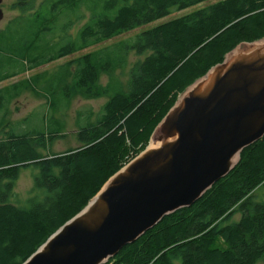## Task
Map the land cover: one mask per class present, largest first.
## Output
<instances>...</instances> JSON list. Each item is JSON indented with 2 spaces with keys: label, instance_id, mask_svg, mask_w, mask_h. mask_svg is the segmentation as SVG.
I'll return each mask as SVG.
<instances>
[{
  "label": "trees",
  "instance_id": "16d2710c",
  "mask_svg": "<svg viewBox=\"0 0 264 264\" xmlns=\"http://www.w3.org/2000/svg\"><path fill=\"white\" fill-rule=\"evenodd\" d=\"M205 1L210 0H99L74 34L71 27L81 16L78 0H50L37 10L31 0L21 6L28 16L0 33V82ZM263 38L264 0H219L137 35L126 49L147 56L132 69L128 91L99 83L100 74L121 60L115 53L100 50L67 63L63 74L76 66L71 83L59 92L65 106L76 94L109 100L96 122L87 118L80 128L82 146L60 155L41 153L51 139L42 128L0 131V264L25 262L140 154L189 86L241 43ZM61 79L59 73L49 85L50 95ZM26 89L22 82L1 88L0 110ZM30 166L39 169V194L29 206H19L12 203L14 185L21 169ZM261 186L264 137L246 147L235 168L194 205L166 216L109 262L256 264L264 259V202L254 196ZM235 212L241 217L232 221Z\"/></svg>",
  "mask_w": 264,
  "mask_h": 264
},
{
  "label": "water",
  "instance_id": "95a60500",
  "mask_svg": "<svg viewBox=\"0 0 264 264\" xmlns=\"http://www.w3.org/2000/svg\"><path fill=\"white\" fill-rule=\"evenodd\" d=\"M261 40L241 43L189 86L150 138L160 146L149 144L110 177L22 264H107L225 178L241 152L264 137V57L227 58ZM211 72L212 83L200 88Z\"/></svg>",
  "mask_w": 264,
  "mask_h": 264
},
{
  "label": "rangeland",
  "instance_id": "374dc122",
  "mask_svg": "<svg viewBox=\"0 0 264 264\" xmlns=\"http://www.w3.org/2000/svg\"><path fill=\"white\" fill-rule=\"evenodd\" d=\"M29 1L31 2V0H27V2ZM49 1L50 0H32V3L34 9L37 10L40 7L42 8V6L47 7ZM217 1L219 0L205 1L186 10L174 12L148 25L121 33L101 44L60 58L49 64L26 70L25 72L0 82V89L18 82L25 83L28 88L22 91L18 97L11 99L4 110H0V131L6 127H10V130L19 133L31 131L36 127L42 128L45 130L46 136H48L49 139L51 138L48 142V147L44 150L40 149L41 153L45 155H60L69 150L81 147L82 143L78 138L80 128L86 125L87 118L92 123L97 121L98 115L103 106L108 102L109 97L101 96L98 98H87L80 94H76L65 106V100L59 96V92L66 84L71 83L70 75L76 63L73 66H69L67 72L65 71L63 74V69L66 64L83 55L98 52L100 50L103 51V53H115L120 56L121 60L119 62L113 61L114 64L111 66V72H102L100 74L99 83L102 87L110 85L112 88L121 87L122 90L128 91L132 69L136 64L143 61L147 55L137 53L135 50L131 49L130 46L126 49V46L128 47V45L133 44L137 35L145 30L178 18L194 10L209 6ZM2 2L4 17L0 22V33L9 27L13 20L17 18L20 19L21 17L25 18L29 14L27 11L21 9V6L26 5L27 2H25V4H23L22 1L20 2V0H3ZM97 2H99V0H78V8L81 16L80 19L75 18L76 14L72 16L75 18L71 27L72 33H77L78 30L89 21L91 17L89 6ZM59 73L62 74L63 79L58 83L57 91L53 96L48 93L50 88L49 85L55 80ZM80 114L84 116L80 117ZM51 128L55 131V134L49 133L48 129ZM149 144L150 142L142 148L141 152H143ZM38 173L39 169L36 166L21 169L19 177L14 185L12 203L19 206L30 205L29 200L39 194L35 189V178ZM254 196L256 201L264 202V186L259 187L254 192ZM240 217L241 214L235 212L231 220L237 221ZM107 264H112V261ZM256 264H264V259H261Z\"/></svg>",
  "mask_w": 264,
  "mask_h": 264
},
{
  "label": "bare ground",
  "instance_id": "6f19581e",
  "mask_svg": "<svg viewBox=\"0 0 264 264\" xmlns=\"http://www.w3.org/2000/svg\"><path fill=\"white\" fill-rule=\"evenodd\" d=\"M248 53H251L253 55V57L260 56V55H262L264 57V40L253 43V44H251L245 48H243V47L238 48L234 52V54H233L234 56L231 55V56H229V58H227V62L230 63L233 61V59L235 57H240V56L246 55ZM214 73L216 74V72H214ZM259 74L264 77V71L259 72ZM213 75H214L213 72H211L210 75L206 78V80L203 83H201L200 88H203L204 86H206L208 84V82L212 83V81L215 77ZM158 146H160V143H157L154 141H152L149 145V147H151V148L158 147Z\"/></svg>",
  "mask_w": 264,
  "mask_h": 264
},
{
  "label": "flooded vegetation",
  "instance_id": "af4514ba",
  "mask_svg": "<svg viewBox=\"0 0 264 264\" xmlns=\"http://www.w3.org/2000/svg\"><path fill=\"white\" fill-rule=\"evenodd\" d=\"M3 1V0H2ZM3 3V2H2ZM2 3L0 4V8L2 9ZM4 13V12H3Z\"/></svg>",
  "mask_w": 264,
  "mask_h": 264
},
{
  "label": "built area",
  "instance_id": "2783aa9c",
  "mask_svg": "<svg viewBox=\"0 0 264 264\" xmlns=\"http://www.w3.org/2000/svg\"><path fill=\"white\" fill-rule=\"evenodd\" d=\"M109 263H111V262H109Z\"/></svg>",
  "mask_w": 264,
  "mask_h": 264
}]
</instances>
